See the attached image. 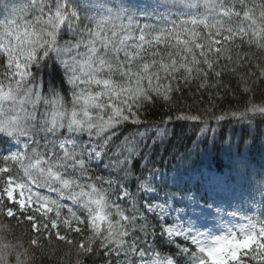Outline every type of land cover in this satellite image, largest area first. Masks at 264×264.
<instances>
[{
    "label": "snow or ice",
    "instance_id": "obj_1",
    "mask_svg": "<svg viewBox=\"0 0 264 264\" xmlns=\"http://www.w3.org/2000/svg\"><path fill=\"white\" fill-rule=\"evenodd\" d=\"M226 75L243 105L147 121L193 82L219 96ZM258 84L264 0H0V213L30 221L34 247H73L75 264H264V171L238 195L211 170L169 175L190 154L161 127L196 122L215 146L224 124L264 123Z\"/></svg>",
    "mask_w": 264,
    "mask_h": 264
},
{
    "label": "trees",
    "instance_id": "obj_2",
    "mask_svg": "<svg viewBox=\"0 0 264 264\" xmlns=\"http://www.w3.org/2000/svg\"><path fill=\"white\" fill-rule=\"evenodd\" d=\"M222 79L223 83L229 85V90L219 89V96L216 95L217 89L215 88L198 91L196 83L193 82L186 88L182 87L181 92L174 96L176 103L172 108H169L163 101L150 106L146 111L147 121L149 123L159 122L167 115L175 116L178 111L196 114L203 108L209 107L211 103L216 105L217 112L220 109L228 110L237 105H243L247 96L241 93L236 79L230 75H226ZM254 95L257 101L264 97V84L257 85ZM221 97L223 98L221 99ZM165 126L170 132L172 143L169 147L171 151L178 150L182 154L189 153L190 158L195 157L196 160L206 157L211 167L220 173H224L225 168L230 166L231 162H234L235 158L239 156L237 146H240L243 158L255 166L264 167V123H261L259 119L250 126L233 121L230 125L224 124L217 128L214 137L215 146H213V134L211 132L208 134V144L205 145L202 142L200 129L196 122L173 120L167 125H161V127ZM212 127H215V121L212 122ZM198 142L199 147H197ZM229 144L231 145L230 149ZM180 162H173L172 165L165 163L164 170L171 169L168 172L170 173ZM4 205L11 206L14 210L16 208L15 205L8 204L7 201L4 202ZM33 238H35V234L32 231L30 221L24 219L19 213L11 218L0 213V248L5 243L10 245L9 248L3 249L5 254L12 253L7 257L10 264H15V254L17 252L23 253L25 249H27V255L22 256V259L26 260V264H75L77 257L73 247L56 240L54 236L51 243L41 236L40 246L34 247L30 243ZM72 238L78 239L74 235ZM102 257L103 253L94 256L88 260V264H105Z\"/></svg>",
    "mask_w": 264,
    "mask_h": 264
},
{
    "label": "rangeland",
    "instance_id": "obj_3",
    "mask_svg": "<svg viewBox=\"0 0 264 264\" xmlns=\"http://www.w3.org/2000/svg\"><path fill=\"white\" fill-rule=\"evenodd\" d=\"M201 32L205 31L203 28L199 29ZM192 157V156H191ZM195 158H190L187 161H183L180 164V171L183 173L185 169L191 173L192 169H197V175L199 172H203L205 176L209 175V170L213 175L222 176L224 178H229L232 182V187L236 189V194H239V189L241 185H246L252 180H257L258 174L264 171V169L259 170L258 168L254 167L248 160L243 157H237L236 161L234 162L231 170H228L226 174H217L206 162L201 161L200 163L196 164ZM251 173V176L248 173ZM176 172L169 175H175ZM43 191V190H42ZM195 189H193V192ZM258 195V194H257Z\"/></svg>",
    "mask_w": 264,
    "mask_h": 264
}]
</instances>
